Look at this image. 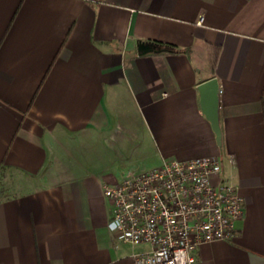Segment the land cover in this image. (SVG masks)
I'll return each instance as SVG.
<instances>
[{"label":"crops","instance_id":"crops-1","mask_svg":"<svg viewBox=\"0 0 264 264\" xmlns=\"http://www.w3.org/2000/svg\"><path fill=\"white\" fill-rule=\"evenodd\" d=\"M203 155L244 209L196 264H264V0H0V264H134L103 185Z\"/></svg>","mask_w":264,"mask_h":264},{"label":"built area","instance_id":"built-area-1","mask_svg":"<svg viewBox=\"0 0 264 264\" xmlns=\"http://www.w3.org/2000/svg\"><path fill=\"white\" fill-rule=\"evenodd\" d=\"M102 192L113 240L148 246L132 254L134 264H196L193 250L232 239L244 209L237 187L222 176L218 155L164 159L104 184Z\"/></svg>","mask_w":264,"mask_h":264},{"label":"water","instance_id":"water-1","mask_svg":"<svg viewBox=\"0 0 264 264\" xmlns=\"http://www.w3.org/2000/svg\"><path fill=\"white\" fill-rule=\"evenodd\" d=\"M158 45L149 42L147 50L157 49ZM199 92V104L201 111L210 122L212 131L215 135V140L218 145H221V129L219 125V83L216 77H210L203 80L197 85Z\"/></svg>","mask_w":264,"mask_h":264},{"label":"trees","instance_id":"trees-1","mask_svg":"<svg viewBox=\"0 0 264 264\" xmlns=\"http://www.w3.org/2000/svg\"><path fill=\"white\" fill-rule=\"evenodd\" d=\"M156 45H158V47H161L162 49H169L171 51H179V49L176 48L175 45L170 44V43H162V42L158 41V42H156Z\"/></svg>","mask_w":264,"mask_h":264},{"label":"rangeland","instance_id":"rangeland-1","mask_svg":"<svg viewBox=\"0 0 264 264\" xmlns=\"http://www.w3.org/2000/svg\"><path fill=\"white\" fill-rule=\"evenodd\" d=\"M9 170H0V184L2 183H8L11 184V182H9L10 177H7V174L9 173ZM7 180V181H6Z\"/></svg>","mask_w":264,"mask_h":264}]
</instances>
